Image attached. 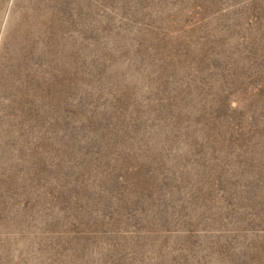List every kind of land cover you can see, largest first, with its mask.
Masks as SVG:
<instances>
[{
	"label": "rangeland",
	"instance_id": "obj_1",
	"mask_svg": "<svg viewBox=\"0 0 264 264\" xmlns=\"http://www.w3.org/2000/svg\"><path fill=\"white\" fill-rule=\"evenodd\" d=\"M0 264H264V0H0Z\"/></svg>",
	"mask_w": 264,
	"mask_h": 264
}]
</instances>
